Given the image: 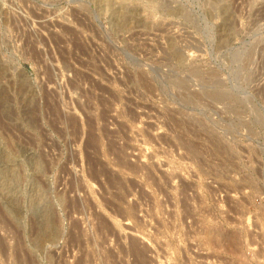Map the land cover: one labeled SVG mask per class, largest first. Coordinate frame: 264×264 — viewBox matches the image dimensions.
<instances>
[{"label": "rangeland", "instance_id": "rangeland-1", "mask_svg": "<svg viewBox=\"0 0 264 264\" xmlns=\"http://www.w3.org/2000/svg\"><path fill=\"white\" fill-rule=\"evenodd\" d=\"M86 263L264 264V0H0V264Z\"/></svg>", "mask_w": 264, "mask_h": 264}, {"label": "bare ground", "instance_id": "bare-ground-1", "mask_svg": "<svg viewBox=\"0 0 264 264\" xmlns=\"http://www.w3.org/2000/svg\"><path fill=\"white\" fill-rule=\"evenodd\" d=\"M81 261V260H80ZM82 263V262H81ZM87 264V263H86Z\"/></svg>", "mask_w": 264, "mask_h": 264}]
</instances>
